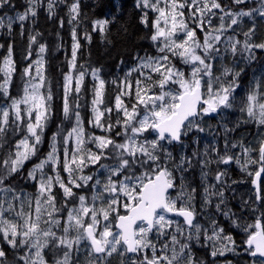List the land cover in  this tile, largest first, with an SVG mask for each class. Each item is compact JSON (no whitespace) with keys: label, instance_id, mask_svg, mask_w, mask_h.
Instances as JSON below:
<instances>
[{"label":"snow or ice","instance_id":"obj_1","mask_svg":"<svg viewBox=\"0 0 264 264\" xmlns=\"http://www.w3.org/2000/svg\"><path fill=\"white\" fill-rule=\"evenodd\" d=\"M25 3L13 16L7 14L12 0H0V30L11 35L19 23L24 35L25 22L44 6L43 0ZM58 4L67 0H47L50 19ZM67 7L73 43L63 74L62 120L48 152L26 174L54 114L52 81L43 71L46 45L39 44L32 61L40 33L28 37L25 60L31 62L22 71V94L10 92L16 73L11 43L0 62V264H112L113 258L119 264H218L217 257L228 254L246 257L243 264H264V72L254 74L240 96L245 69L237 68L264 57V39H256L264 0H136L148 30L142 38L154 51L137 52L123 76L111 80L114 103L105 101L108 81L100 69L77 67L80 0ZM110 22L95 20L92 28L108 43ZM59 23L62 28L63 19ZM84 39L91 43L90 34ZM86 76L92 80L88 128L79 103ZM231 112L240 116L234 127L221 123L223 152L213 134L202 151L184 154L186 138L199 146V136L192 134L205 133L210 120ZM241 124L255 125V143L243 137L229 141ZM232 165L251 177V194L241 197L240 212L225 196L231 185L246 182L229 178ZM196 167L203 186L200 208L214 207L239 240L215 215L207 225L197 219V186L186 175ZM210 175L215 183H209ZM19 180L34 182L35 194H18L13 184ZM196 248L206 249V256Z\"/></svg>","mask_w":264,"mask_h":264},{"label":"trees","instance_id":"obj_2","mask_svg":"<svg viewBox=\"0 0 264 264\" xmlns=\"http://www.w3.org/2000/svg\"><path fill=\"white\" fill-rule=\"evenodd\" d=\"M71 2L72 0H67V4ZM221 2L223 3L225 0H221ZM12 4L14 8L7 10L8 15L14 16L17 12H23L27 7L25 0H12ZM43 4V7L37 9V16L35 18L30 17L29 21L25 22L23 36L20 34L19 23L13 26L11 35H9L6 30H0V44L4 45L3 48H0V62H2V58L7 55V47L9 43H11L13 45V59L16 62V73L13 76L10 92L13 96L22 94V71L25 65L31 62L25 60V55L29 47L28 37L30 34L40 33V35L37 36V43L32 45V55H34L39 44L46 45L47 51L44 54L45 75L52 81V89L55 96L53 102L54 114L45 132V134L48 135L51 131L54 133L57 131L58 125L62 120L61 97L63 74L69 71L68 62L71 59L73 43L71 29L73 25L68 23L67 4H58L56 15L51 19L46 11L47 0H43ZM135 4L136 0H80V24L76 31L81 48L78 51L77 67L79 68V65L83 64L89 72L92 69H100V76L108 81L105 92L106 102L111 101L115 94V89L111 84V80L123 76L127 66L133 61V56L137 52L142 54L144 50L149 52L154 51L149 42L142 38L146 35L148 30L140 23L141 13L139 9L135 7ZM4 12L5 9H0V15L4 14ZM149 15L151 17L153 14L150 13ZM61 19L64 21V26L62 28L59 23ZM100 19L111 21L107 25L106 31L107 40L111 41V43L102 41L99 31L92 30L93 21ZM85 33L91 35V43L84 39ZM256 39L257 41L264 39V24L257 30ZM121 59H123L124 64H120ZM239 67H244L245 69L240 78L242 87L238 89L239 95L243 96L253 75H260L264 72V57H259L257 62H253L251 65L247 66L241 62V64L238 65V68ZM91 86V77L86 76L84 88L81 93L82 98L79 101L81 105L80 111L86 122V128H88L87 120L89 119L88 104L92 99ZM239 116V112H231L224 116L222 120L219 117L210 120V129L206 126V132L200 133V150H203V145L205 143L213 142V134H215L216 137L215 144L220 150V144L222 143V139H224L221 123H227L229 127H234ZM113 118H115V113L113 114ZM65 128H68L67 123H65ZM254 132V124H241L239 128H236L235 132L228 134V139L232 141L243 137L244 142L247 144L253 139L252 133ZM15 140H18V138L15 137L13 143ZM253 143H255L254 140ZM193 148H197V145ZM232 151L236 152L238 149H233ZM229 174V178L232 180L239 181L243 179L246 181L245 183L233 184L232 189L251 190V177H246L235 165L230 166ZM240 200L241 198L237 196V205Z\"/></svg>","mask_w":264,"mask_h":264},{"label":"flooded vegetation","instance_id":"obj_3","mask_svg":"<svg viewBox=\"0 0 264 264\" xmlns=\"http://www.w3.org/2000/svg\"><path fill=\"white\" fill-rule=\"evenodd\" d=\"M186 144H187V142H186ZM179 149H180V147L177 146L175 151H174V153H173L174 156H176L177 158L179 157L180 154L176 153V151H178ZM185 155H189L188 150H187ZM223 166L224 165H220L219 167L221 169L227 167V166H225V167H223ZM216 168H217V165H215V164L211 165V171H215ZM199 171H200L199 167H196V168L192 169L189 173H186V175H188L190 177L192 183L197 186L198 199L196 201V204H197V212L200 213L197 216V219L202 224L207 225L208 222H209V219L211 218L210 214L211 215H215V217L218 220V222L225 227L226 231H232L234 236H235V238L237 240H239L240 234L236 233L234 229H231L228 220H226L222 215H219L218 213H215L214 207H210L207 212L202 211V209L200 208L201 201L199 199V196L201 194L203 186L200 184ZM229 177H230V174H229ZM209 183H215V181L213 180L211 175L209 176ZM25 187H28L27 183H26ZM232 187H233V185H231V189L230 190H226L225 191V196L229 198L228 199L229 207H231L236 212H240V202L238 203V205L236 204L237 196H239L240 198L241 197L247 198V196H249L251 194V190H245V191H243V190H234V189H232ZM233 197H235V198H233ZM193 246L195 247V243L194 242H193ZM196 251L198 253L206 256V249L196 248ZM207 258L211 259L210 257H207ZM244 258L246 259V257H244ZM225 260H232L233 264H243L242 257L234 256L232 254H228L225 257H217L218 264H223V261H225Z\"/></svg>","mask_w":264,"mask_h":264},{"label":"rangeland","instance_id":"obj_4","mask_svg":"<svg viewBox=\"0 0 264 264\" xmlns=\"http://www.w3.org/2000/svg\"><path fill=\"white\" fill-rule=\"evenodd\" d=\"M213 23L214 24H217L218 23V19H214L213 20ZM262 24H258L257 25V30L259 29V27L261 26ZM239 39H243V37L242 36H240V37H238ZM37 50H38V48H37ZM37 50L34 52V55H32V61H34L35 59H37L38 57H37ZM44 55V54H43ZM44 61H45V56H44ZM229 63H230V58H229V61H228ZM254 62H257V61H254ZM133 63H135V61L133 60L132 62H131V64L130 65H128L127 66V68H126V70L133 64ZM219 68V65H217V69ZM237 68H238V65H237ZM125 70V71H126ZM43 71H44V73H45V64H44V68H43ZM89 77V76H88ZM86 79V78H85ZM111 101H112V103H114V95H113V97H112V99H111ZM4 101L2 100V99H0V103H3ZM106 103H108V102H106ZM90 105H91V100H90V102H89V104H88V110H89V115H88V118H90V116H91V112H90ZM82 117H83V115H82ZM84 118V117H83ZM85 127H86V122H85ZM93 131H96V130H93ZM45 132H46V130H45ZM45 132H44V135H43V143H42V145L40 146V148H39V152H38V154H37V157H35V158H33L32 160H30L26 165H25V167H24V172H25V174H26V172H27V170L32 166V164H34V163H36V162H38V159L40 158V157H42V156H44V154H46L47 152H48V150H49V143H50V139H51V136H52V134L54 133V132H50V133H48V135L47 134H45ZM23 135V133H21L20 135H17L16 137L18 138V140L21 138V136ZM196 135V133H193L192 134V136H195ZM231 138V137H230ZM192 139H191V137H189V138H187L186 139V142H187V147L183 150L184 151V154H186V152H187V150H188V147H189V143H190V141H191ZM252 141H253V139H252ZM223 150H224V139H222V143L220 144V152H223ZM176 153H178V154H180L181 153V149H179L178 151H176ZM86 171H88V170H86ZM26 183L28 184V187H25L26 186ZM22 186V188H23V192H19V188ZM13 187H16L17 188V190H18V194H20V195H25V194H32V195H34L35 194V192H36V185L34 184V182H31V181H28V182H25L24 180H19V181H16L14 184H13ZM243 191H245V190H243ZM13 194L12 193H9L8 194V196H9V198H11V196H12ZM17 204L19 203V202H16ZM25 211H28V208H27V204L25 203ZM43 226V225H42ZM244 257H242V261L244 262ZM112 264H119V261H118V258H113V260H112Z\"/></svg>","mask_w":264,"mask_h":264}]
</instances>
